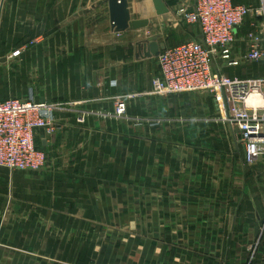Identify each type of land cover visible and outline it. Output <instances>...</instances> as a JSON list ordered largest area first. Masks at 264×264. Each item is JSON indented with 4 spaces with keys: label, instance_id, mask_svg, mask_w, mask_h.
<instances>
[{
    "label": "rangeland",
    "instance_id": "374dc122",
    "mask_svg": "<svg viewBox=\"0 0 264 264\" xmlns=\"http://www.w3.org/2000/svg\"><path fill=\"white\" fill-rule=\"evenodd\" d=\"M246 1L248 2L240 5L258 7L256 0ZM166 2L171 13L168 11L167 14L158 17L155 14H147V17L143 18L147 19L150 25L161 22L157 30L161 33L159 35H165L163 38L165 37L166 44L176 46L191 40H199L197 38L200 34L199 27L185 24L179 13L192 9L196 0ZM139 3L142 6L144 2L136 0L134 10H137ZM3 4L0 57L7 58V62L0 65V99L17 98L34 103L54 102L51 104L62 105V112H66L71 108L68 106L70 104L68 97L75 93L73 79L86 77L80 66L79 54H76V68H80V72L77 69L76 74L69 76L59 74L58 70L67 66L65 54L68 46L70 51L72 46H75L77 51L85 50L88 46H90L88 49L98 50L96 41L107 33L104 27L105 9H102V13L93 11L89 17H85L86 19L81 18L80 22H76L74 29H70L57 22H23V0H4ZM30 5L37 8L34 16L42 18L43 11L40 10L43 6L42 0H30L26 8ZM249 22H253L252 16L245 19L243 28L248 26ZM171 25L172 29L168 30L167 27ZM69 34L74 38L72 46L67 43ZM239 63L244 67L241 70H244L243 75L224 72L225 75L239 79H264V71L260 69L258 72L255 69L256 66H261V63L249 65L243 59ZM250 69L252 70L244 74ZM141 97H156L157 101L150 102L149 99L138 101ZM141 97L137 94L120 97L125 101V113L121 118L114 120L110 117L112 113L102 112L100 117L96 116L95 113L99 110L90 114L93 118L99 117L95 120L103 125V131L107 133L103 137L107 141V155H102V160L107 157L109 164L122 160L124 165L121 183L118 176V189L115 194L118 209L115 205L113 210L109 207L106 219L101 218L102 226L109 228L107 234H66L64 232L67 220L57 217L55 210L58 209L64 212L71 211L72 208L84 209L91 206L85 202L68 204L67 198L71 195L81 200L87 198L86 188L73 186L68 170L53 171L52 165L91 163L97 160L90 146L84 149L73 148L71 141L74 140V136L67 139V132L64 130L57 134L58 142L63 140L64 143L57 151L43 150L46 161L41 170L20 173L12 171L10 174L11 191L8 195L17 198L12 199L10 205L12 204L13 212L19 211L20 206L23 209V235L13 234L16 226L13 221L11 227L0 236V242L18 247L22 242L23 247L32 250L21 252L0 250V260L2 259L0 264L9 259L13 264V260L36 259L37 256L57 261L67 259L68 255L72 254H76V259L83 258L85 253H88V258L90 254L94 257V251H82L80 248L91 244L94 248L102 241L108 245V250L103 253L110 257L120 249L119 246L114 249L111 247L112 244H123V241L132 238H162L156 234L157 232L148 230L153 226L164 225L162 219H155L156 215L149 209L148 200L167 190L166 180L184 176L187 166L193 160V164L197 162L198 168H202L205 174L207 171H213L218 179L215 187L207 188L204 198L212 196L214 201L218 202L220 210L228 211L230 208L231 212L233 210L235 212L237 208L242 213L264 212V154L252 165L242 162L238 136L235 131L219 121L220 113L215 111L211 95L199 92ZM128 101L137 103L129 104ZM57 120L55 119L56 122ZM58 122L60 123L59 120ZM84 123L85 121L78 124ZM40 138L41 136L36 139L35 136L37 148H40ZM112 193H115V190ZM21 195L23 204L19 202ZM54 196H61L63 203L53 202ZM15 220H18L17 215ZM58 227L63 231L60 234L55 232ZM110 228H120L123 231L115 233ZM77 230H83V223ZM57 247L60 249L57 250ZM26 253L33 254L35 258Z\"/></svg>",
    "mask_w": 264,
    "mask_h": 264
},
{
    "label": "crops",
    "instance_id": "0c3cea01",
    "mask_svg": "<svg viewBox=\"0 0 264 264\" xmlns=\"http://www.w3.org/2000/svg\"><path fill=\"white\" fill-rule=\"evenodd\" d=\"M29 1L23 0V22H57L70 29H74L76 22H80L81 18L86 19L85 17H89L93 11L102 13V9H105L104 27L107 33L96 41L98 50L88 49L90 48L88 46L85 50L77 51L75 46H72L74 38L69 34L67 43L68 45L71 44L72 49L75 50L71 49L70 51V46H68V51L65 54L67 66L58 70V73L69 76L76 74L77 69L78 71L80 69L76 68V54H79L80 66L86 77L72 81L75 93L68 97V101L72 105L69 106L71 108L67 109L66 112L61 110L54 114L55 119L61 123L57 120V132L47 134L44 130H38L36 139L41 136L40 150L48 152L55 149L57 151L64 144L63 140L58 142L57 134L66 130L67 139L69 136L71 138L74 136V140L71 141L73 148L84 149L88 146L92 148V153L97 156L96 161L52 165L53 171L68 170V175L73 180V186H85L86 188L87 198L81 200L75 195H71L67 198L68 204L85 202L91 208H72L71 211L64 212L59 209L55 211H57L58 218L67 220L66 231L64 232L66 234L98 233L99 235H106L109 228L105 225L102 226L101 218L106 219L105 216L109 207L110 210H113L115 205V208L118 209V200L115 194H117L118 189V176L121 183L124 165L122 160L113 164L107 162V157L102 160V155H107V141L103 139L107 133L103 131V125L97 123L95 119H99L102 113H112L110 117L114 120L118 119L113 115L115 98L132 94L141 97L146 96L144 93L151 91L152 80L158 74L157 60L156 57L137 59V56H141L144 52L141 46L143 43L150 42L153 37H156L159 52L175 45L166 44L165 37L163 38L165 35H159L161 33L157 29L161 22H156L153 25L148 24V27L139 30H127L118 34L112 32L107 5L98 6L97 3L100 0L95 2L92 0H42L43 6L40 8L43 11L42 18L34 16L35 10H37L35 6L30 5L31 8H29L30 6L26 8ZM141 1L144 2L143 5L137 4L138 8L134 10L136 0H129L132 20H143L147 14L154 15L151 1ZM256 1L259 6V0ZM162 2L171 13L166 0H162ZM235 2L236 4H243L248 1L234 0ZM3 7L4 4L1 6L0 24ZM29 12L31 14H28ZM172 26L167 27L168 30H171ZM191 26L197 27V25ZM252 29V23L249 22L245 28L242 25L236 30L235 42L231 48L234 60L237 59L239 62L241 59L245 60L246 36ZM197 38L201 39L200 34ZM0 59H5L4 62H0V65L7 62L5 57H0ZM216 62L219 65L216 63L215 67L222 73L243 75L244 70H241L244 67H241L240 63L237 66H228L218 60ZM246 62L249 65L261 63V61ZM260 65L262 67L256 66L255 68L258 72L260 69L264 71V62ZM251 70H246L244 74ZM211 97L213 107L215 111H218L213 96L211 95ZM143 99H149L150 102L157 101L156 97H141L138 101ZM3 100L0 99V101ZM128 102L129 104L137 103L136 101ZM106 110L109 112H105ZM92 111H97L95 115L99 117L90 116ZM81 115H83V122L85 121L84 125L78 124L77 121ZM221 124L229 127L223 122ZM75 136H77L76 139ZM81 138L83 139L81 140ZM240 154L244 163L242 149ZM193 162L187 166L184 176L166 180L165 187L167 190L164 193L152 196L151 200L150 198L148 200L149 209L156 215L155 219H162L164 224L150 227L148 230L157 232L156 234L161 235L162 238H132L123 241V244H112L111 247L114 249L116 246H119L120 249L119 252L110 257L103 253L108 250V245L102 241L94 248L92 244L80 248L82 251H94V257L90 254L88 258V253H85L83 258L76 259V254H72L68 255L67 259L57 261L37 256L36 259H16L13 260V264H264V212L242 213L237 208L235 212L233 209L231 212L230 208L227 209L228 211L220 210L218 202H215L212 196L204 198L207 188L209 186L215 187L218 179H216L213 171H207L205 174L202 168H198L197 162L194 164ZM13 172L20 173L22 171ZM11 173L12 170L0 168V236L11 227L13 221L16 224L13 234L23 235V209L20 206L19 211L13 212L10 203H12V199L17 200V198L8 195V192L11 191ZM114 190L115 193H112ZM54 201L63 203L61 202L63 198L54 196ZM19 202L23 204V195L20 196ZM15 215H17L18 220H15ZM81 223H83V230H77ZM59 229L61 228L58 227V230L55 231L57 234L63 232ZM110 230L115 231V233L123 231L120 228H110ZM19 244L18 247L0 242V250L8 252L32 250L23 247L22 242ZM58 249L60 247H57ZM96 253L98 254L96 255ZM27 255L34 257L33 254ZM4 262L2 264H11V259Z\"/></svg>",
    "mask_w": 264,
    "mask_h": 264
},
{
    "label": "built area",
    "instance_id": "2783aa9c",
    "mask_svg": "<svg viewBox=\"0 0 264 264\" xmlns=\"http://www.w3.org/2000/svg\"><path fill=\"white\" fill-rule=\"evenodd\" d=\"M179 13L186 24L199 27L201 39L160 51L156 57L158 74L151 91L144 95H212L220 120L238 136L244 163L252 165L264 154V79L231 78L215 66L217 60L228 66L239 64L232 58L231 48L236 30L248 16L253 17V29L246 36L245 60H263L264 0H259L256 8L232 0H196L192 10ZM255 95L259 102L252 104L249 99ZM61 110L62 105L57 103L17 98L0 101V168L41 170L46 156L36 146V132L52 134L58 127L54 114ZM124 113V98L117 97L113 115L121 118ZM77 121L83 122V115Z\"/></svg>",
    "mask_w": 264,
    "mask_h": 264
},
{
    "label": "water",
    "instance_id": "95a60500",
    "mask_svg": "<svg viewBox=\"0 0 264 264\" xmlns=\"http://www.w3.org/2000/svg\"><path fill=\"white\" fill-rule=\"evenodd\" d=\"M4 0H0V13L1 6ZM156 16H163L168 13V8L162 0H150ZM97 5H107L109 25L112 32L118 34L127 30H139L148 27V20H132L129 10V0H100ZM144 52L138 58H151L157 57L159 54V46L157 38L153 37L150 42L141 45ZM5 59H0L4 62Z\"/></svg>",
    "mask_w": 264,
    "mask_h": 264
},
{
    "label": "bare ground",
    "instance_id": "6f19581e",
    "mask_svg": "<svg viewBox=\"0 0 264 264\" xmlns=\"http://www.w3.org/2000/svg\"><path fill=\"white\" fill-rule=\"evenodd\" d=\"M249 102L252 103V104H257L259 102V97L258 96H252L250 99H249Z\"/></svg>",
    "mask_w": 264,
    "mask_h": 264
}]
</instances>
